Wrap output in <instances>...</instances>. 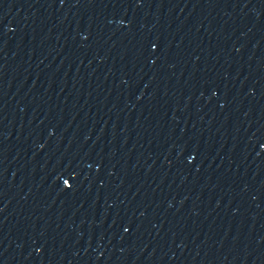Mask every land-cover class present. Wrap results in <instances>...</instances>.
<instances>
[{"label":"water","instance_id":"obj_1","mask_svg":"<svg viewBox=\"0 0 264 264\" xmlns=\"http://www.w3.org/2000/svg\"><path fill=\"white\" fill-rule=\"evenodd\" d=\"M0 264H264V0H0Z\"/></svg>","mask_w":264,"mask_h":264}]
</instances>
